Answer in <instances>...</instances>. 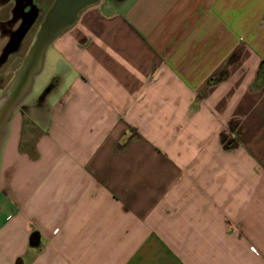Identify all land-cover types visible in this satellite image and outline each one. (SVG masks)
I'll return each instance as SVG.
<instances>
[{
    "label": "crops",
    "instance_id": "obj_1",
    "mask_svg": "<svg viewBox=\"0 0 264 264\" xmlns=\"http://www.w3.org/2000/svg\"><path fill=\"white\" fill-rule=\"evenodd\" d=\"M49 48L0 153V264H264V0H98Z\"/></svg>",
    "mask_w": 264,
    "mask_h": 264
},
{
    "label": "water",
    "instance_id": "obj_2",
    "mask_svg": "<svg viewBox=\"0 0 264 264\" xmlns=\"http://www.w3.org/2000/svg\"><path fill=\"white\" fill-rule=\"evenodd\" d=\"M32 0H19L16 7L23 10ZM98 0H54L46 12L43 22L35 34L34 41L20 68L14 73L12 80L0 95V142L6 124L11 120L15 109L31 93L35 77L42 70L47 49L53 41L75 22L78 13ZM36 10H29L22 15V26L10 38L7 49L9 52L18 48L25 31L34 22Z\"/></svg>",
    "mask_w": 264,
    "mask_h": 264
},
{
    "label": "rangeland",
    "instance_id": "obj_3",
    "mask_svg": "<svg viewBox=\"0 0 264 264\" xmlns=\"http://www.w3.org/2000/svg\"><path fill=\"white\" fill-rule=\"evenodd\" d=\"M34 8H32L31 4L26 8V10H19L17 9V7L15 6V9H14V16H13V19L14 20H10L7 24H5V26H2L0 27V32L1 33H4V34H9L10 35V38L19 30V28L22 26V15L25 13V11L27 10H33ZM37 12V10H36ZM44 16H37L36 14V17H35V20L34 22L29 26V28L25 31L24 33V36L23 38L20 40V43H19V46L16 50L14 51H11L9 52V50L7 49V44L9 41L6 42V44L4 45V47L0 50V66L6 61L7 64H4L5 67H7V71L9 70H12L14 71L13 72V75L14 73L20 68L22 62H23V59L25 58L27 52H25L24 54L22 53L21 54V46H22V42L24 40V38L28 35V34H32V41L30 43V46L32 45L33 41H34V38H35V34L36 32L38 31L39 29V26L40 24L43 22L44 20ZM1 39H0V43H1ZM29 46V48H30ZM28 48V50H29ZM27 50V51H28ZM50 54V48L47 49L46 53H45V57H44V62H43V67H42V70L41 72L39 73V75H37L33 81V85H32V90H31V93L29 94L28 97H26L20 104L19 106L17 107V109H15L14 113H13V116L12 118L15 116V114H17L19 111L21 113H23V106L25 105L26 102H29L31 100H34V98L37 96V91L40 89V87L44 86L45 88L47 87V78H46V74H47V69L46 67H44L45 65V59H46V56H48ZM4 67V69H5ZM13 75L12 76H9L8 78V83L3 86L2 90H0V95L1 93L3 92V90L6 88V86L9 84V82L12 80L13 78ZM12 77V78H10ZM17 112V113H16ZM24 114V113H23ZM11 118V119H12ZM11 121V120H10ZM9 121V122H10ZM23 121L25 122V124L27 122H29V120L27 118H23ZM7 125L5 126V129H4V133H3V139L2 141L0 142V153H1V150H2V146H3V143L5 141V138H6V128H7ZM30 131V130H29ZM30 137L29 141L26 139V143L23 141L22 142V147L24 145V147H31L32 145V141H33V138H34V134L35 132H31L30 131ZM32 139V140H31ZM24 140V139H23ZM35 140V139H34ZM28 142V143H27ZM21 147V148H22Z\"/></svg>",
    "mask_w": 264,
    "mask_h": 264
},
{
    "label": "trees",
    "instance_id": "obj_4",
    "mask_svg": "<svg viewBox=\"0 0 264 264\" xmlns=\"http://www.w3.org/2000/svg\"><path fill=\"white\" fill-rule=\"evenodd\" d=\"M32 157H34V154L33 155H31Z\"/></svg>",
    "mask_w": 264,
    "mask_h": 264
}]
</instances>
